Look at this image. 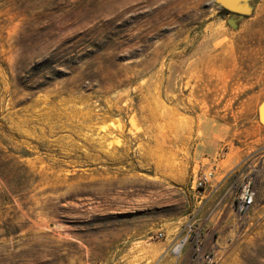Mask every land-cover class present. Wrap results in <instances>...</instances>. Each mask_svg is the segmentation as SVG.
Returning a JSON list of instances; mask_svg holds the SVG:
<instances>
[{"label": "rangeland", "instance_id": "obj_1", "mask_svg": "<svg viewBox=\"0 0 264 264\" xmlns=\"http://www.w3.org/2000/svg\"><path fill=\"white\" fill-rule=\"evenodd\" d=\"M230 16L0 0V264H148L154 232L194 230L192 184L234 152L227 194L250 181L255 199L224 254L264 264V0Z\"/></svg>", "mask_w": 264, "mask_h": 264}, {"label": "crops", "instance_id": "obj_2", "mask_svg": "<svg viewBox=\"0 0 264 264\" xmlns=\"http://www.w3.org/2000/svg\"><path fill=\"white\" fill-rule=\"evenodd\" d=\"M240 157L234 152L214 164V174L204 189H196L192 184L190 207L195 216V227L190 240L179 254L171 253L170 246L183 234L187 220L179 221L171 234L166 233L165 238L147 244L145 257L148 264H208V259L213 260V264L228 263V255L224 254L228 231L237 233L239 228L235 204L227 194L231 186L227 175L237 166Z\"/></svg>", "mask_w": 264, "mask_h": 264}, {"label": "built area", "instance_id": "obj_3", "mask_svg": "<svg viewBox=\"0 0 264 264\" xmlns=\"http://www.w3.org/2000/svg\"><path fill=\"white\" fill-rule=\"evenodd\" d=\"M213 176V170L206 169L198 174L194 182L196 189H204L210 182ZM255 199V191L251 185L250 181H243L239 186V192L235 199V209L239 215L245 213L251 205H253ZM193 232L192 226L188 223L184 226L183 234L175 239L170 246V251L172 254L177 255L180 253L182 247L186 242L190 240V234ZM165 237L161 230L154 232L150 238L154 240H160ZM208 264H213V260L208 259Z\"/></svg>", "mask_w": 264, "mask_h": 264}, {"label": "water", "instance_id": "obj_4", "mask_svg": "<svg viewBox=\"0 0 264 264\" xmlns=\"http://www.w3.org/2000/svg\"><path fill=\"white\" fill-rule=\"evenodd\" d=\"M225 10L231 12L227 19L228 23L236 26V22L246 15L251 14L253 10V0H214ZM258 120L264 125V98L258 105Z\"/></svg>", "mask_w": 264, "mask_h": 264}]
</instances>
